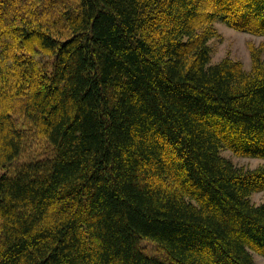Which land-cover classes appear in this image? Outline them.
I'll return each instance as SVG.
<instances>
[{
	"label": "trees",
	"instance_id": "obj_1",
	"mask_svg": "<svg viewBox=\"0 0 264 264\" xmlns=\"http://www.w3.org/2000/svg\"><path fill=\"white\" fill-rule=\"evenodd\" d=\"M217 22L264 0H0V264L264 258V164L222 154L264 161L263 43L211 64Z\"/></svg>",
	"mask_w": 264,
	"mask_h": 264
},
{
	"label": "rangeland",
	"instance_id": "obj_2",
	"mask_svg": "<svg viewBox=\"0 0 264 264\" xmlns=\"http://www.w3.org/2000/svg\"><path fill=\"white\" fill-rule=\"evenodd\" d=\"M215 28L218 32V37L209 41V47L211 48V64H216L221 61L223 58L228 57L232 60H237L242 64L244 71L249 72L251 69V59L250 52L248 49L249 45H255L259 47L263 43V50L261 53V59L264 60V37L257 36L246 32L236 31L221 22L215 23ZM29 148L32 147V142L29 144ZM41 154V151L38 152ZM28 155L29 157L33 156L31 151ZM223 156L230 159L236 166H244L247 168H256L259 165L264 164L263 160L255 158H246V157H235L229 151H223ZM26 155V159H28ZM251 201L255 205H260L264 203V194L263 193H254L250 197ZM142 250L148 256L157 258L159 260L165 261V257L161 252H159L153 244L148 242L141 243ZM254 264H264V258L252 253Z\"/></svg>",
	"mask_w": 264,
	"mask_h": 264
}]
</instances>
